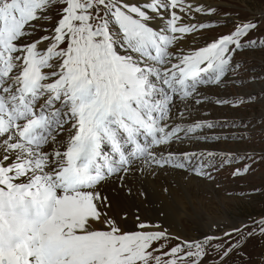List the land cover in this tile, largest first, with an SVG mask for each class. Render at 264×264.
<instances>
[{"label": "snow or ice", "instance_id": "obj_1", "mask_svg": "<svg viewBox=\"0 0 264 264\" xmlns=\"http://www.w3.org/2000/svg\"><path fill=\"white\" fill-rule=\"evenodd\" d=\"M225 6L0 0V264L253 260L264 216L190 239L179 218L192 231L203 218L173 195L195 183L231 197L221 173L264 163V147L228 146L264 131V11L233 20Z\"/></svg>", "mask_w": 264, "mask_h": 264}, {"label": "rangeland", "instance_id": "obj_2", "mask_svg": "<svg viewBox=\"0 0 264 264\" xmlns=\"http://www.w3.org/2000/svg\"><path fill=\"white\" fill-rule=\"evenodd\" d=\"M213 3H222L226 5L221 9V12L232 13L233 20H246L253 16H259L264 11V0H210ZM238 14V15H237ZM233 27L232 24H228L227 28H217V32H226ZM264 30V26H262ZM216 32H210L209 35H215ZM199 46V45H197ZM239 59V57H237ZM250 64L256 65L259 69L260 57L259 53L256 54V59L250 60ZM259 107L250 108L246 112L239 113L240 115H259ZM213 114L215 116L231 115L227 109H216ZM229 147H264V131L259 128L253 133V143L250 144H232ZM256 171L251 173L242 179L232 180L228 177V173L231 171L226 170L221 173V181L223 185L231 192L229 197L224 189H220L217 192L208 190V192L202 191V207L200 206V214L207 212L219 221L229 219L232 224L239 226V221L245 223H252V221L259 220L264 216V192H254V189H259L264 186V163L256 166ZM207 188L206 186H204ZM199 203V202H198ZM190 212L192 209L190 208ZM204 210V211H203ZM203 211V212H202ZM203 217V216H202ZM205 218V217H203ZM206 219V218H205ZM186 229L192 231L189 225L186 223L184 217L181 219ZM197 229V228H196ZM196 231L191 233L196 235ZM200 232V231H199ZM201 233V232H200ZM245 251L253 257L252 261H247L245 264H255V258L264 251V242L259 237L249 241Z\"/></svg>", "mask_w": 264, "mask_h": 264}, {"label": "bare ground", "instance_id": "obj_3", "mask_svg": "<svg viewBox=\"0 0 264 264\" xmlns=\"http://www.w3.org/2000/svg\"><path fill=\"white\" fill-rule=\"evenodd\" d=\"M208 190L209 189L208 188H205V187H197L195 185V183H193L192 185L186 186V188L184 190H180V189L174 190L173 195L176 198V200L179 203V205L184 210H186L187 212L192 213L193 212V207H195V209H196L197 212H200V210H201L200 206L201 207L203 206L202 205V202H201L202 201V195H203L202 191L208 192ZM189 197L191 199V204L188 203V198ZM189 205L191 206L190 208L192 209V212H190V209L188 208ZM203 214L204 215H202V216L206 218L205 219V218L202 217L203 218V223H204V228L201 229L199 226H197L196 227L197 229L195 230L196 231L195 232L196 235H194V236L191 233L192 231L187 230L186 227H185V225H183V222L184 221L181 220L183 218V216H181L179 218V224L184 229V231L182 232V235H185V236H187L190 239L191 238H194V237H198V236L201 235L200 232H202V230H206V227H207L208 222H210V221H219V219H217L216 217H214L213 215H211V214H209L207 212H205ZM229 221H230L229 219H224L221 222L227 223ZM240 223H241V221H239V226H240Z\"/></svg>", "mask_w": 264, "mask_h": 264}, {"label": "flooded vegetation", "instance_id": "obj_4", "mask_svg": "<svg viewBox=\"0 0 264 264\" xmlns=\"http://www.w3.org/2000/svg\"><path fill=\"white\" fill-rule=\"evenodd\" d=\"M251 224V223H250Z\"/></svg>", "mask_w": 264, "mask_h": 264}]
</instances>
